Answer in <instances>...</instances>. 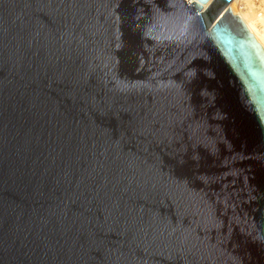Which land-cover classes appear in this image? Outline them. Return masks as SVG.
<instances>
[{
    "label": "water",
    "instance_id": "1",
    "mask_svg": "<svg viewBox=\"0 0 264 264\" xmlns=\"http://www.w3.org/2000/svg\"><path fill=\"white\" fill-rule=\"evenodd\" d=\"M230 1L0 0V264H264V51L229 7L207 31Z\"/></svg>",
    "mask_w": 264,
    "mask_h": 264
},
{
    "label": "bare ground",
    "instance_id": "2",
    "mask_svg": "<svg viewBox=\"0 0 264 264\" xmlns=\"http://www.w3.org/2000/svg\"><path fill=\"white\" fill-rule=\"evenodd\" d=\"M183 1L187 2L188 0ZM191 1L200 5L202 7L200 12L203 13L213 0H208L205 4H199L196 0ZM228 7L233 15L240 18L256 43L264 51V0H255L254 3H252V0H231L210 24L207 31L217 23Z\"/></svg>",
    "mask_w": 264,
    "mask_h": 264
},
{
    "label": "rangeland",
    "instance_id": "3",
    "mask_svg": "<svg viewBox=\"0 0 264 264\" xmlns=\"http://www.w3.org/2000/svg\"><path fill=\"white\" fill-rule=\"evenodd\" d=\"M255 1V0H254ZM254 1L252 0V3H254Z\"/></svg>",
    "mask_w": 264,
    "mask_h": 264
}]
</instances>
